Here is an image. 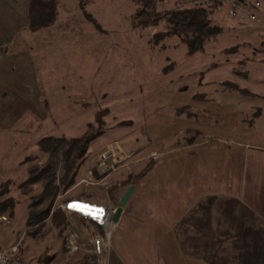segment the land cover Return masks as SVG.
<instances>
[{
    "label": "crops",
    "instance_id": "crops-1",
    "mask_svg": "<svg viewBox=\"0 0 264 264\" xmlns=\"http://www.w3.org/2000/svg\"><path fill=\"white\" fill-rule=\"evenodd\" d=\"M28 1L16 8L10 2L0 3V167H5L1 176L19 165L26 174L29 160H23L30 154L45 158L38 141L45 137L47 118L73 120L98 110L92 106L97 101L87 82L99 65L98 49L84 42L78 45L79 41L73 45L71 33L54 30L56 19L30 30ZM222 81L217 83L219 90L230 94H220L224 97L211 113L218 117L213 120L214 134L201 129L196 109L188 106L177 114L178 105L173 117L192 119L193 127L184 123L169 130L167 126V135L154 138L139 123L117 121L110 126L95 158L85 159L77 179L86 176L113 138L126 148L127 158L104 177L112 192L106 194L105 186L75 184L61 193L64 202L69 201L63 209L68 215L65 238L73 230L86 241L97 230L105 207L114 200L118 203L133 185L111 229L101 264H264V98L261 95V106L252 105L248 100L258 94L236 82L241 90L228 89ZM205 97L203 92L197 99H209ZM228 104L231 112H222ZM228 115L230 122L225 119ZM85 122L86 128L90 121ZM137 131L141 138H135ZM188 131L195 133L187 136ZM9 151L14 153L12 165L4 163ZM147 162L150 168L144 175L123 182ZM97 195L107 199L103 210L91 217L75 213L80 197ZM55 247L60 255L55 261L51 255L50 261L72 264L60 236Z\"/></svg>",
    "mask_w": 264,
    "mask_h": 264
},
{
    "label": "rangeland",
    "instance_id": "rangeland-1",
    "mask_svg": "<svg viewBox=\"0 0 264 264\" xmlns=\"http://www.w3.org/2000/svg\"><path fill=\"white\" fill-rule=\"evenodd\" d=\"M133 1L91 0L89 4H80L78 0H56L57 17L54 30L71 33L70 39L73 45L79 41L78 45L84 42L89 47L98 49L99 65L92 78L87 81L90 83L89 90L92 97L97 101L92 106L98 110L94 114H87L85 117L73 120L65 119L59 122V120L47 118L45 136H78L87 128L88 124L85 128V121L94 123L97 114L102 112L104 114L102 116L104 119L103 132L99 133L89 144L85 155L86 162L95 158L99 147L103 145L104 136L110 133V126L117 121L121 125H129L132 122L133 125L142 124L148 128L154 138H158L159 133L163 136L167 126H171L169 130L184 123L193 127L192 119L173 117L175 111L172 115V110L177 105L179 106L176 108L177 114L187 110L186 106H181L183 104L196 109L199 113L197 123L201 129L214 134L216 126L213 120H218V117L211 113L215 111L216 101L230 94L219 90L217 83L221 80H231L242 87L249 88L258 95L248 102L256 106L262 105L261 100H263L262 97L264 98V0H260L261 5L254 9L258 16L256 21L231 17L227 13L226 5L215 8L212 20L222 29L217 35L204 42L202 50L193 53L188 52L185 44L177 35H169L153 43L154 33L164 30L166 24L163 19L155 25L134 24L135 4ZM1 2H8V4L10 2L13 8L20 7L23 3L26 4V0H0ZM157 8L163 13L166 5L162 3ZM85 11L91 15L98 26L91 20H87L90 17L86 16ZM21 15L25 19L24 12ZM84 32H87L86 35ZM234 68L238 70L234 71ZM203 92L209 98L206 101L198 100L194 96ZM227 106L229 109L222 112H231L230 105ZM225 119L228 122L231 121L229 115ZM91 130H94V126ZM193 133L195 132L188 131L187 136ZM135 138H141L138 131L135 133ZM113 139L106 142L101 151L110 145L113 146ZM148 143L149 141L146 142L147 146ZM119 148L127 153L123 145ZM13 155V151L4 153L6 160L1 162L12 165ZM131 155L132 153H128V156ZM4 168L1 166L0 170ZM10 168L9 174L0 175V180L3 181L12 176L11 179L19 183L26 178L20 165ZM149 168L150 163L147 162L136 174H142L141 171L145 174ZM89 170L92 173L87 172L86 176L77 179L75 184H81L83 188L93 185L106 187L104 177L114 171L99 175L95 170V165ZM90 176L93 177L94 183H85ZM107 186V189L104 188L106 194L109 189L112 192L113 187L110 184ZM9 194L17 199V204L12 212L5 210L9 216V223L0 227V241L5 243L4 245L19 242V252L30 264H53L60 255V250L55 247V241L57 242L59 236L54 231L47 232L39 238L25 233L28 196L20 194L16 184H11ZM80 199L76 202V208H73L79 216L82 213L91 217L93 213L103 210L107 202L106 197L102 198L100 195L92 198L83 196ZM64 201L65 197L57 198L55 208L65 213L68 220V215L60 206ZM117 205V201L114 200L108 208L114 210ZM46 254L54 256L53 263L50 260L46 263L41 261Z\"/></svg>",
    "mask_w": 264,
    "mask_h": 264
},
{
    "label": "trees",
    "instance_id": "trees-1",
    "mask_svg": "<svg viewBox=\"0 0 264 264\" xmlns=\"http://www.w3.org/2000/svg\"><path fill=\"white\" fill-rule=\"evenodd\" d=\"M90 2V1H89ZM134 24L145 26L155 25L162 19L166 24L164 30L154 33L153 43H157L169 35H177L185 44L188 52L193 53L203 49L204 42L221 31V26L212 20L213 8L183 7L175 8L163 0H134ZM165 3L163 13L157 8ZM80 4H82L80 2ZM91 22L98 26L91 15L85 11ZM57 17L56 0H29L27 6V25L30 30H37L50 25ZM228 89H239L231 80H223ZM245 91V90H244ZM200 93L194 96H199ZM188 107V105H186ZM105 111V110H102ZM104 114L99 112L93 122H88L87 128L78 136H45L39 139L40 149L45 158L39 159L36 154L26 156L23 162L30 160L26 169V178L16 183L10 178L0 183V213L14 210L17 199L9 194L11 184H16L20 194L28 196L26 206V231L34 237L54 231L61 237V246L65 245V231L68 220L59 208H55L57 196L72 187L77 181L79 168L85 163V155L91 141L103 131ZM94 126V130H91ZM146 171V170H145ZM144 171V172H145ZM142 174H130L125 183H131ZM51 210L53 212L51 213ZM99 227V223H98ZM20 245V244H19ZM19 249V248H18ZM51 259L46 254L42 262Z\"/></svg>",
    "mask_w": 264,
    "mask_h": 264
},
{
    "label": "built area",
    "instance_id": "built-area-1",
    "mask_svg": "<svg viewBox=\"0 0 264 264\" xmlns=\"http://www.w3.org/2000/svg\"><path fill=\"white\" fill-rule=\"evenodd\" d=\"M82 4L88 3L91 0H78ZM175 8L183 7H203L217 8L221 5H226L227 13L231 17L239 20H258V16L254 11L255 8L261 5L260 0H163ZM120 144L114 140L113 146L107 147L101 151L96 160L95 170L99 175L108 173L116 169L119 164L127 156L123 149L119 148ZM111 147V148H110ZM92 173L91 170L88 171ZM93 177L90 176L85 183H94ZM63 194H58L57 198ZM69 201L63 202L62 209L67 207ZM113 209L108 206L102 211L99 220V230L93 232L85 241L80 239L77 232L70 230L65 238L64 251L66 258L72 264H101V255L105 248L109 247V236L111 229L116 224L112 220ZM9 223V216L6 213H0V227H4ZM19 242L4 245L0 242V264H27L19 252Z\"/></svg>",
    "mask_w": 264,
    "mask_h": 264
},
{
    "label": "water",
    "instance_id": "water-1",
    "mask_svg": "<svg viewBox=\"0 0 264 264\" xmlns=\"http://www.w3.org/2000/svg\"><path fill=\"white\" fill-rule=\"evenodd\" d=\"M132 189H133V185H129L127 187V189L125 190V192L121 195V197L118 201V205L116 206V208L114 209V211L112 213V220L113 221H117V218L121 212L122 206L126 203Z\"/></svg>",
    "mask_w": 264,
    "mask_h": 264
}]
</instances>
